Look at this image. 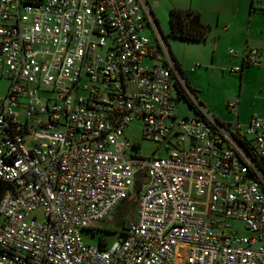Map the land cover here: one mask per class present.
<instances>
[{
  "label": "built area",
  "instance_id": "2783aa9c",
  "mask_svg": "<svg viewBox=\"0 0 264 264\" xmlns=\"http://www.w3.org/2000/svg\"><path fill=\"white\" fill-rule=\"evenodd\" d=\"M243 53L258 62V49ZM5 74L0 264H264V117L226 124L203 106L147 0H0ZM176 84L195 115L177 117ZM135 120L161 155L129 153ZM141 169L126 234L85 242L82 230L132 195Z\"/></svg>",
  "mask_w": 264,
  "mask_h": 264
},
{
  "label": "crops",
  "instance_id": "0c3cea01",
  "mask_svg": "<svg viewBox=\"0 0 264 264\" xmlns=\"http://www.w3.org/2000/svg\"><path fill=\"white\" fill-rule=\"evenodd\" d=\"M147 1L154 12L161 34H163L161 30L163 19L167 21L169 28V9L172 7L197 10L201 19L210 25L212 33L210 59L194 56L195 60L202 61L198 69L197 66H189V68L187 65L183 66L168 45L171 56L183 69L189 85L203 106L226 124L239 122L246 127L254 115L264 117V0ZM247 1H249L248 4ZM148 30L155 37L152 38L148 33L155 42L156 33ZM251 48L258 49L259 57L255 65L246 64L243 53L244 50ZM230 49H234L237 53H230ZM158 59L162 60L163 55ZM234 66H240L242 69L231 72L230 68ZM209 69L219 71L221 80L224 79V86L222 85L221 88L224 103L221 105L209 97V89L206 85L211 88V82L202 83L197 80L198 77L203 78ZM231 100L237 101L236 112L228 108ZM194 112L193 115L196 114V111Z\"/></svg>",
  "mask_w": 264,
  "mask_h": 264
},
{
  "label": "rangeland",
  "instance_id": "374dc122",
  "mask_svg": "<svg viewBox=\"0 0 264 264\" xmlns=\"http://www.w3.org/2000/svg\"><path fill=\"white\" fill-rule=\"evenodd\" d=\"M248 2L249 1H247V4ZM161 30L166 38L171 52L177 55L179 61L183 64V66L187 65L188 68L189 66H197L198 69L200 67H198V65L201 64L202 61L200 62L198 60H195L194 56H200L201 58L207 60L210 59L212 50L211 28L209 30L208 38L205 41L186 40L167 35V30H169V28L168 23L165 19L162 20ZM146 32L147 34L150 33L149 30H147ZM150 35L152 38H155L151 33ZM158 58L160 57H157L155 61H158ZM197 80L202 83H207L208 81H210L211 88L209 87V85H206L207 89H209V97L213 98V100H216L220 105L224 103V95L221 90L222 85L224 86V79L221 80V74L219 71L209 69V71L203 76V78L198 77ZM10 84L11 79L9 78L8 74L0 76V95L6 93ZM172 95L174 98L173 103L175 105V113L178 118L191 116L195 113L193 107L183 96H179L175 89L172 91ZM17 113L22 120L25 119L24 109H17ZM142 125L143 123L140 120H135L133 122H130L125 127V133L127 137L130 139V141L134 142L137 145V147L130 148L129 153L139 154L145 157L161 155L163 153L162 144L158 141L145 137L143 134ZM136 197L137 192L134 190L132 195L128 199L122 201L106 218L101 221L92 222L91 226H94L93 228L98 229L95 231V233H93L91 229H83V240L88 243H99L101 235H103V237L107 240L108 244H112L113 242L118 240L121 237L123 226L125 224L129 225L137 218ZM43 216L44 215L40 210L39 219H42ZM238 224L241 228L240 233H243V231H245L243 225L241 223Z\"/></svg>",
  "mask_w": 264,
  "mask_h": 264
},
{
  "label": "trees",
  "instance_id": "16d2710c",
  "mask_svg": "<svg viewBox=\"0 0 264 264\" xmlns=\"http://www.w3.org/2000/svg\"><path fill=\"white\" fill-rule=\"evenodd\" d=\"M209 30H210V25L205 23L201 19L200 13L197 10H194L192 8H180V7H172L169 9V30L167 32V35L181 39H186V40L205 41L208 38ZM162 36L165 42L167 43L164 34H162ZM172 58L175 62L176 68L179 70L187 87L193 92L194 90L189 85V82L184 75L183 69L180 67L177 60H175L174 57ZM175 89L179 94V96H183L188 101V103L193 107L194 111H196L194 104L186 94L182 93V89L178 84L175 85ZM7 186H8L7 182L0 180V197L3 191L7 188ZM136 192L138 193L139 189H137ZM127 229H128V225L125 224L121 231V236H124L126 234ZM91 230L93 231V233H95V231L98 229H91ZM98 244L102 248L109 245L107 240L103 237V235L100 236V240Z\"/></svg>",
  "mask_w": 264,
  "mask_h": 264
},
{
  "label": "water",
  "instance_id": "95a60500",
  "mask_svg": "<svg viewBox=\"0 0 264 264\" xmlns=\"http://www.w3.org/2000/svg\"><path fill=\"white\" fill-rule=\"evenodd\" d=\"M137 181L135 183V190L139 189L142 182H147L148 177L145 173V169H141L136 173Z\"/></svg>",
  "mask_w": 264,
  "mask_h": 264
}]
</instances>
